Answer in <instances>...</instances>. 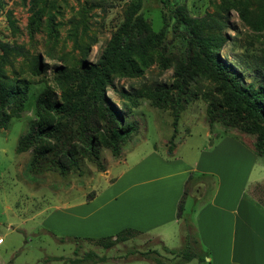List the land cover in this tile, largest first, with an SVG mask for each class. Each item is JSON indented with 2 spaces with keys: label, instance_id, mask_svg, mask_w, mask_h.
<instances>
[{
  "label": "rangeland",
  "instance_id": "obj_1",
  "mask_svg": "<svg viewBox=\"0 0 264 264\" xmlns=\"http://www.w3.org/2000/svg\"><path fill=\"white\" fill-rule=\"evenodd\" d=\"M136 1L0 0V45L13 48L6 51L0 46V75L18 83L25 95L20 108L7 109L4 125L0 120V264H69L70 258L88 250L104 257L94 264H151L144 253L153 255V251L174 264L178 258L162 246L181 248L183 221L189 224L195 245L204 251L194 229L192 208L212 196L219 178L200 170L206 162H201L199 169H195V163L221 136L230 135L249 145L255 134L221 122L209 124L206 98L218 95L217 85L202 74H185L191 47L186 28L175 21L170 8L183 5L192 16L210 13L223 19L226 26L219 32L226 40L217 55L242 71L247 80L258 81L264 75V24L254 30L240 13L264 22V0H169V4L144 0L141 11L147 33L158 40L147 48L144 58L134 56L140 73L131 76L116 72L112 86L106 88L107 97L135 127L121 140L119 154L113 155L100 143L94 162L78 150V169L60 173L50 169L35 172L28 166L32 149L16 151L18 139L32 124L52 121L51 112L38 106L39 99L46 96L51 101H75L63 99L77 90L78 80H66L60 71L79 74L85 62H95ZM176 82L186 93L174 120L170 105L157 106L148 93L158 85L169 87ZM160 157L181 162L160 166ZM142 160L149 172L157 174L178 171L184 165L194 168L188 173L192 177L179 228L176 224L161 228L165 231L171 227L163 238L155 230H140L109 248L82 239L114 235L128 228L114 218L121 201L113 198L125 184L111 182L128 169L139 167L148 173L141 163L136 166ZM221 161L226 168L223 172L233 175L234 189L245 184L244 190L254 187L264 199V157L257 156L247 181L249 163L244 162L237 171L228 158ZM181 264L210 263L205 256L202 262L193 258Z\"/></svg>",
  "mask_w": 264,
  "mask_h": 264
},
{
  "label": "trees",
  "instance_id": "obj_2",
  "mask_svg": "<svg viewBox=\"0 0 264 264\" xmlns=\"http://www.w3.org/2000/svg\"><path fill=\"white\" fill-rule=\"evenodd\" d=\"M143 1L137 0L131 4L123 22L111 35L95 62H85L79 74L60 71L66 80H78L77 90L65 94L63 99H75L73 103L51 101L46 96L38 100L40 108L51 112L52 121L32 124L29 131L20 136L16 148L17 152L32 149V158L28 164L31 170L38 172L50 169L60 173L76 170L78 150L97 162V147L100 143L108 147L113 155H118L121 140L135 130L107 97L106 88L112 86V76L116 72H125L131 76L140 73L134 56L144 58L147 48L158 40L157 36H149L147 33L148 28L141 11ZM161 1L169 4V0ZM170 12L175 21L187 30L192 55L185 74H202L217 85L218 95L206 98L209 124L221 122L226 127H236L247 134H255V139L245 145L258 156L264 157V75L258 81L254 78L247 80L242 71L217 55L226 40L219 32L226 26L223 19L210 13L192 16L183 5L170 8ZM240 16L254 30H260L264 24L257 17L250 19L243 13ZM0 46L6 51L13 50L9 45ZM184 89L178 82L169 87L158 85L150 90L148 97L157 106L168 103L174 120H177L181 101L185 100ZM24 96V90L18 83L0 75L1 125L5 124L7 109L20 108ZM182 229L184 236L181 248H169L163 244V250L178 258L174 264L193 258L202 262L208 252L199 250L195 245L188 223L183 221ZM137 232L141 231L128 227L114 235L82 239L92 240L109 248ZM152 253L154 254L144 253L151 264H170L157 251ZM103 260L104 257L88 250L82 256L70 258L68 263L94 264Z\"/></svg>",
  "mask_w": 264,
  "mask_h": 264
},
{
  "label": "crops",
  "instance_id": "obj_3",
  "mask_svg": "<svg viewBox=\"0 0 264 264\" xmlns=\"http://www.w3.org/2000/svg\"><path fill=\"white\" fill-rule=\"evenodd\" d=\"M257 156L239 139L224 135L202 160L195 163V169H199L200 163L206 162L200 170L204 174L218 175L219 178V185L212 196L192 208L191 213L199 242L209 252L206 258L210 264H264V199L254 192V187L244 190V184L239 190L234 189L231 185L233 175L228 176L223 172L226 168L221 165V160L228 158L238 171L244 162L249 163L250 168L245 176L247 181ZM175 161L159 159L160 166L167 167H172ZM141 162L143 160L136 166ZM140 166L148 173L141 172L139 167L128 169L111 182L116 184L121 181L125 184L113 198L117 203L121 201L114 218L124 222V227L141 231L155 230L157 236L163 238L164 233L171 231V227L165 231H160L161 228L172 224L179 228L192 177L188 173L194 168L184 165L178 171L167 170L169 172L157 174L149 172L150 168L142 163ZM227 184L228 187L225 186Z\"/></svg>",
  "mask_w": 264,
  "mask_h": 264
}]
</instances>
